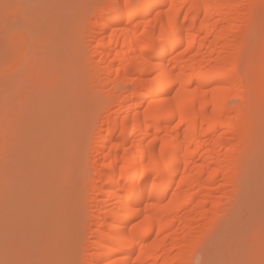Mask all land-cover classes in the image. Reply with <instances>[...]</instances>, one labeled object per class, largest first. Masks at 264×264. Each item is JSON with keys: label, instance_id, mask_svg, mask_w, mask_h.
<instances>
[{"label": "bare ground", "instance_id": "obj_1", "mask_svg": "<svg viewBox=\"0 0 264 264\" xmlns=\"http://www.w3.org/2000/svg\"><path fill=\"white\" fill-rule=\"evenodd\" d=\"M106 4L93 12L106 37L91 82L100 93L117 80L131 91L109 94L107 134H92L102 139L89 198L97 224L83 262L192 264L233 205L219 201L225 187L237 197L264 116V80L256 93L239 75L264 0H143L133 12Z\"/></svg>", "mask_w": 264, "mask_h": 264}, {"label": "rangeland", "instance_id": "obj_2", "mask_svg": "<svg viewBox=\"0 0 264 264\" xmlns=\"http://www.w3.org/2000/svg\"><path fill=\"white\" fill-rule=\"evenodd\" d=\"M108 1L0 0V264H86L94 253L89 198L102 139L92 134L98 127L107 134L100 116L109 94L131 91L117 80L100 93L91 82L106 37L93 12ZM262 23L246 39L239 73L256 93L264 80ZM260 122L236 201L227 185L219 201L233 205L222 206L192 264H264V116Z\"/></svg>", "mask_w": 264, "mask_h": 264}, {"label": "snow or ice", "instance_id": "obj_3", "mask_svg": "<svg viewBox=\"0 0 264 264\" xmlns=\"http://www.w3.org/2000/svg\"><path fill=\"white\" fill-rule=\"evenodd\" d=\"M10 7H15V8H19L21 7L20 5H5V8H10ZM141 5L136 3V0H129V2H123L120 4H106L105 8L109 9V8H116V9H126L129 12H133L136 11L138 8H140Z\"/></svg>", "mask_w": 264, "mask_h": 264}]
</instances>
